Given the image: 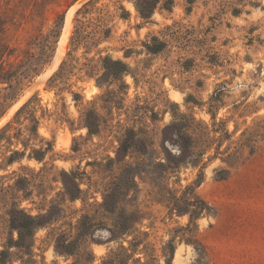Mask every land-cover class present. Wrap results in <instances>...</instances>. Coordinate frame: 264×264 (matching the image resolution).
<instances>
[{
  "label": "rangeland",
  "instance_id": "rangeland-1",
  "mask_svg": "<svg viewBox=\"0 0 264 264\" xmlns=\"http://www.w3.org/2000/svg\"><path fill=\"white\" fill-rule=\"evenodd\" d=\"M155 1L148 19L139 10L145 0H57L35 19L8 22L6 40L18 49L9 61L20 66L0 83V129L15 121L25 136L37 125L38 135L25 157L0 169V252L9 250L0 264H167L170 242L173 264H264V0ZM53 29L55 50L41 60ZM155 36L165 42L156 53L147 49ZM27 49L33 57L23 61ZM106 56L129 71L104 75ZM130 131L147 150L124 156ZM180 133L193 138L181 162ZM32 147L45 150L42 160L29 157ZM129 166L134 186L118 209H105ZM63 171L82 190L73 201ZM194 195L211 208L191 221L179 209ZM16 205L45 215L26 252L10 225ZM120 208L132 215L124 234L115 231ZM121 245L129 257L115 255Z\"/></svg>",
  "mask_w": 264,
  "mask_h": 264
},
{
  "label": "trees",
  "instance_id": "trees-1",
  "mask_svg": "<svg viewBox=\"0 0 264 264\" xmlns=\"http://www.w3.org/2000/svg\"><path fill=\"white\" fill-rule=\"evenodd\" d=\"M57 0H0V83L10 81L17 73V69L20 64H16L15 62H10L9 59L12 56L17 54L18 49L12 47L10 43L6 40L5 34L7 32V24L10 21L20 19H26L29 16L33 19L43 15L45 7ZM149 6H141L139 10L141 12L142 17L148 19L151 17V14L156 6L155 0H145ZM138 6V5H137ZM240 12L239 9L235 8L234 13L238 14ZM60 31L57 29L51 30L50 34L47 36L46 40L47 43L44 46L43 59L45 60L46 57H50L48 51L55 50L53 48V43L57 42V39L52 40V37H59ZM33 43V42H32ZM165 46V42L161 41L157 36L153 37V44H147V49L151 52H158L162 50ZM24 55L23 61L31 59L33 57V53L30 49L23 50L19 52ZM21 54H18L19 57ZM103 66L105 68L104 75L113 76L114 78H118L120 75L129 71V68L126 63L119 59H113L110 56H106L103 59ZM33 100L30 99L26 102L16 113L15 120L19 122V117L21 114L26 111V109L30 106ZM28 116H33L32 111L26 112ZM35 120V119H34ZM99 118L98 115L93 111L89 110L86 113V123L89 128L90 133H96L99 131ZM33 121V118H32ZM37 122V120H35ZM15 121L8 122L4 127L0 129V149L2 146H5V153L10 152L8 156H5L3 160L0 161V169H5L9 165H12L16 161H19L23 157H25L27 153V149L31 144V140L33 139V133L38 135L37 125H32L27 128L28 134L25 136V131L22 127H17L13 124ZM131 132H129V136H127L121 143L119 148V152H121L124 156L130 148H136L140 151L147 150V145L145 146L144 139L135 137L133 134L131 136ZM180 146L181 151L178 155L180 158V162L186 155V152L191 150V145L193 142L192 135L189 133H180ZM4 143V144H3ZM19 144H22V148H17ZM52 144L49 143V147ZM48 147V148H49ZM45 150L42 148L31 149L29 153V157H35L38 160H42L45 156ZM1 156H4L1 153ZM197 159H193V163ZM169 162H172L168 159ZM178 163L177 161H175ZM163 165V163H162ZM133 167L129 166L123 170L121 175L119 176L118 180L114 182V185L111 187V190L104 196L103 206L107 210L115 211V209L119 208V202L121 201V197L126 195L127 192L130 190L132 186L135 184V179L133 176ZM63 181L65 184V195H67L72 201L79 198L81 195V188L79 183L76 181V177L73 174H69L66 171H63ZM29 181L27 177H20L16 181V185L18 190L23 189L27 192L28 187L27 184ZM190 189V188H189ZM53 203L52 208H55L56 205ZM207 201L201 198L199 195H194V200H187L185 206L182 209H179L180 212L190 213L191 221L197 219L205 210L209 209ZM10 215V225L12 229H16L18 231V239L14 241L15 246L18 247L21 251L26 252L27 248H29V241L27 238L33 237L34 231L40 227L45 222V215H37L33 216L32 214L28 213L24 208H19L17 205L13 206L12 209L9 211ZM132 218V215H128L126 211L120 208L118 213L117 225L115 231L119 234L127 233L130 230L129 220ZM194 243L199 248L203 260L205 257V247L199 241L198 238L194 240ZM73 243L70 242L66 246V250H69ZM175 245L173 242L168 244V253L169 258L167 260V264H173L172 258L175 252ZM127 249L124 245H121V250L115 253L116 256H126L129 257L130 255L126 254ZM9 250L4 249L0 252V262H6L8 259ZM202 261H199L197 264H201Z\"/></svg>",
  "mask_w": 264,
  "mask_h": 264
},
{
  "label": "bare ground",
  "instance_id": "bare-ground-1",
  "mask_svg": "<svg viewBox=\"0 0 264 264\" xmlns=\"http://www.w3.org/2000/svg\"><path fill=\"white\" fill-rule=\"evenodd\" d=\"M73 9H75V6H74L73 8H71L72 11H73ZM72 11H71V12H72ZM67 16H68V15H67ZM67 16H66V17H67ZM68 21H71L70 18H68ZM66 30H67V29H66ZM68 32H69V31H68ZM66 35H67V34H66ZM64 40H65V36H63V40H62V42H63ZM67 40H68V39H67ZM61 45H62V44H61ZM63 54H64V53H63ZM18 104H19V103H18ZM18 104H17V105H18ZM17 105L13 106L12 109H11V111H13Z\"/></svg>",
  "mask_w": 264,
  "mask_h": 264
},
{
  "label": "water",
  "instance_id": "water-1",
  "mask_svg": "<svg viewBox=\"0 0 264 264\" xmlns=\"http://www.w3.org/2000/svg\"><path fill=\"white\" fill-rule=\"evenodd\" d=\"M78 1H81V0H78Z\"/></svg>",
  "mask_w": 264,
  "mask_h": 264
}]
</instances>
